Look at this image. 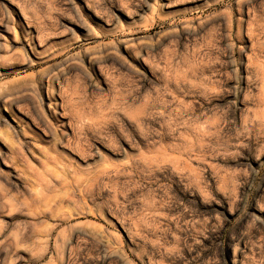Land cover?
Instances as JSON below:
<instances>
[{"label":"rangeland","instance_id":"1","mask_svg":"<svg viewBox=\"0 0 264 264\" xmlns=\"http://www.w3.org/2000/svg\"><path fill=\"white\" fill-rule=\"evenodd\" d=\"M0 264H264V0H0Z\"/></svg>","mask_w":264,"mask_h":264}]
</instances>
